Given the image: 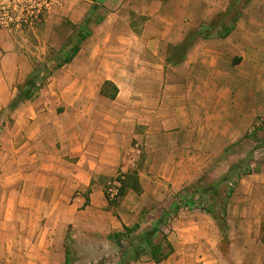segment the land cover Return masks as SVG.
<instances>
[{
    "label": "crops",
    "instance_id": "0c3cea01",
    "mask_svg": "<svg viewBox=\"0 0 264 264\" xmlns=\"http://www.w3.org/2000/svg\"><path fill=\"white\" fill-rule=\"evenodd\" d=\"M107 1L112 0H106L104 5ZM221 12L210 18L202 17L185 32L178 29L175 37L168 28L183 24L184 16L180 13L176 15L180 19L172 22L160 11L139 9L138 15L148 20L136 34L131 10L123 6L109 11L104 21L94 26L78 56L61 68L63 74L73 78L72 84L64 83L60 89L44 87L33 100L21 103L12 112V126L0 132V144L17 143L14 150L18 152L19 163L28 159L29 167L24 168L22 177L36 178L37 191L53 190L56 198L63 197L70 183L71 191H84L96 174L130 172L139 166L140 153L145 152V163L138 169L144 191L138 196L141 199L163 200L169 192L195 184L214 160L223 156L228 144L234 141L232 137L241 136L264 115L261 74L259 70L246 72L245 60L236 59L244 55L246 46L241 24L227 38L198 40L182 62L168 61L170 45L182 43L205 19L214 20ZM158 20L164 26L160 28L162 36L149 40V25ZM159 45L161 51L157 50ZM16 75L17 72L8 76L0 63L3 90L10 91ZM137 79L143 81L140 92L144 97L124 104L117 102L122 82L136 86ZM105 80L119 87L118 97L110 99L114 103H104L105 108L114 114L123 111L124 115L107 116L102 121L96 111L101 109L100 100L107 98L100 94ZM9 94L3 105L8 106L14 99ZM58 107H64V111L59 113ZM70 109L77 112L75 121ZM53 118L59 120L58 125ZM134 140L138 141L136 145ZM92 188V205L96 199L102 200L103 206L108 205L103 190L98 185ZM77 200L82 204L86 197L80 194ZM252 214L254 218L249 221L247 217ZM263 215L264 171H261L244 177L230 199L229 247L251 241L254 247L264 249L258 242L262 238ZM179 253L176 250L168 263L171 258L177 259ZM261 262L264 264V258Z\"/></svg>",
    "mask_w": 264,
    "mask_h": 264
},
{
    "label": "rangeland",
    "instance_id": "374dc122",
    "mask_svg": "<svg viewBox=\"0 0 264 264\" xmlns=\"http://www.w3.org/2000/svg\"><path fill=\"white\" fill-rule=\"evenodd\" d=\"M96 3L97 0H0V63L4 65L8 76L12 77V74L17 72V80L9 91L11 98L17 95L18 85L23 83L30 70L46 64L49 68L54 66L57 52L69 37L76 33L75 24H80ZM243 3V0H112L100 5L102 8L99 13L106 15L109 11L125 6L133 14L132 26L136 34L142 31L148 20L147 17L138 15L139 9L143 8L150 13L160 11L167 14L166 19L172 22L180 19V15L176 16L180 13L184 16L183 24H177L173 28L169 25L168 28L176 37L178 29L181 33L185 32L202 17L210 18V15L224 12V9L230 6L229 11L222 16L224 21L216 19L211 29L202 31V36L219 38L222 24L230 23L240 12L242 20L240 18L238 24H241V35L245 38L246 46L244 55H238L236 59H239L237 62L245 60L246 72L259 70L263 83L264 0H250L245 7ZM205 20L200 30L209 27L213 21ZM155 22L149 25V40H157L162 36V21ZM93 28L94 26L92 30ZM171 46L167 48L168 58L178 60L182 50H175ZM157 50H162L160 45ZM72 82L73 78L59 69L54 71L45 88L60 89L64 83L69 86ZM135 82L136 86L122 82L117 102L124 104L144 97L140 92L143 81L137 79ZM9 92L0 87L1 131L13 124L8 103L3 105L9 99ZM104 103L114 102L107 98L100 100L101 109L96 111L99 120L103 121L111 115L116 118L120 117V114L124 115L123 111H116L117 114H114V111L105 108ZM57 110L62 112L64 107H58ZM69 113L75 115L72 116L75 121L77 112L70 109ZM52 121L56 125L59 124V120L55 118ZM263 122L264 115L259 116L255 124L247 128L241 136H233L234 141L226 147L229 148L228 151L225 149L223 156L214 160L213 165L195 184L169 192L163 200L157 201L153 197L141 199L138 196L144 191L139 194L129 189L124 197L119 198L118 204L108 203L105 206L102 200L97 199L92 205V185H98L104 193L110 194V200H114L113 194H116L120 186L119 180L123 178V173L96 174L91 186L84 191H71L70 183L68 190L63 191V197L56 198L53 190L37 191L36 178L27 175L22 177L24 168L29 167L28 159L19 163L18 152L14 150L18 146L17 143L0 144V264H65L66 251L71 254V264H166V261L155 263L147 256L136 261L131 252L132 243L128 239L119 241L110 236L123 231L124 224L133 225L142 211L146 212L145 223L139 232L147 230L163 210L168 209L172 202L180 198L179 193L184 188L188 189L183 195L192 193L196 187L216 185L214 198L210 199L211 193L206 200L222 215L220 208L229 188L236 189L244 177L264 171ZM136 143L138 141L134 140V145ZM139 147L143 149L141 144ZM140 154L139 166L131 171H138L145 163V152ZM248 171L251 173L248 174ZM227 173L228 179L221 182ZM217 182L219 184H216ZM80 194L86 197L82 204L77 200ZM247 218L250 221L254 215ZM261 224L262 238L258 242L264 246V215ZM165 230L174 244L175 252L180 251L177 259L171 258L169 263L167 259L168 264H261V258H264V249L254 247L251 241L246 245L240 242L230 248V230L222 233L213 217L202 210L192 211L184 208ZM235 239L237 240V237ZM246 247L253 252L246 251Z\"/></svg>",
    "mask_w": 264,
    "mask_h": 264
},
{
    "label": "trees",
    "instance_id": "16d2710c",
    "mask_svg": "<svg viewBox=\"0 0 264 264\" xmlns=\"http://www.w3.org/2000/svg\"><path fill=\"white\" fill-rule=\"evenodd\" d=\"M106 0H97V3L94 4L91 9L86 14L85 18L81 21L80 24H75L76 33H74L69 40L65 42L62 48L57 52V61L55 62L52 68H49L48 65L42 67H35L27 75L23 83L18 85V93L14 99L10 102L9 110L13 112L21 103L26 101L33 100L38 93L46 86L48 80L53 76L54 71L63 68L65 65L71 63L80 53L82 45L84 42L89 39L92 34V26L100 24L105 19V15H100L99 10L102 8L100 5L104 4ZM243 6L245 7L250 3V0H243ZM230 6L224 11L221 12L216 19H223L222 16L226 14L225 12L229 11ZM241 18L240 12L235 18L229 22H224L222 24L221 32L219 33V38H227L232 34L236 29L239 19ZM212 21V24L207 28H201L191 31L182 43L177 46H173L175 50H182V53L178 60H171L168 58V61L171 63L182 62L186 56V53L190 47L194 45L200 39H210V37L204 38L202 36L203 30L211 29L215 24ZM224 21V19L222 20ZM215 23V22H214ZM229 23V24H228ZM172 47V46H171ZM100 94L111 100H115L119 95V87L111 80H105ZM6 109V108H5ZM264 124V122H263ZM0 128V132H1ZM247 136V135H246ZM229 148L225 151L227 152ZM248 174L251 171L247 172ZM229 173H227L222 179L226 181L228 179ZM241 179V176L238 177V180ZM120 186L117 188V193L114 196V200H110V194L105 193L109 204H118L119 198H122L126 195L127 190L132 189L135 192L141 194L143 192V187L140 182L139 172L130 171L123 174V178L119 180ZM220 182V181H219ZM217 182L216 184H219ZM237 184V182H236ZM216 185H206L196 187L195 190L189 194H184L188 188H184L180 191V198L172 202L168 209L163 210L159 216H157L151 226L143 231L139 232L142 228V225L145 223V211H142L138 220L131 226L123 225V231L114 233L110 238L115 240L123 241L128 239L132 243L133 250L132 256L134 260H140L141 257L147 256L150 260L155 263H161L168 259L175 251V247L165 230L171 221L180 213L184 208L188 210H202L211 214L216 222L218 223L222 233L229 230L228 226V206L230 199L232 198L235 189L233 187L229 188V191L226 193L223 198V204L221 205L222 215L216 210L212 203L207 202L208 195L212 193L210 199H213L215 194ZM217 193V192H216ZM71 254L69 251H66V260L65 264H71Z\"/></svg>",
    "mask_w": 264,
    "mask_h": 264
},
{
    "label": "built area",
    "instance_id": "2783aa9c",
    "mask_svg": "<svg viewBox=\"0 0 264 264\" xmlns=\"http://www.w3.org/2000/svg\"><path fill=\"white\" fill-rule=\"evenodd\" d=\"M117 193V192H116ZM113 195H115V194H113Z\"/></svg>",
    "mask_w": 264,
    "mask_h": 264
}]
</instances>
